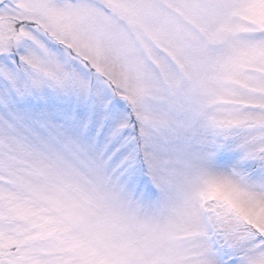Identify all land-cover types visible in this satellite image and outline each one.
<instances>
[{
	"label": "snow or ice",
	"instance_id": "6c2138e0",
	"mask_svg": "<svg viewBox=\"0 0 264 264\" xmlns=\"http://www.w3.org/2000/svg\"><path fill=\"white\" fill-rule=\"evenodd\" d=\"M0 264H264V0H0Z\"/></svg>",
	"mask_w": 264,
	"mask_h": 264
}]
</instances>
